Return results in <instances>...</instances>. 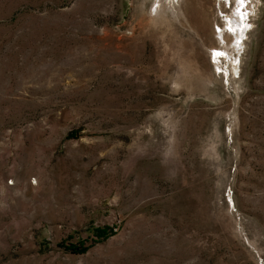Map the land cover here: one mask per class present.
<instances>
[{"label":"rangeland","instance_id":"rangeland-1","mask_svg":"<svg viewBox=\"0 0 264 264\" xmlns=\"http://www.w3.org/2000/svg\"><path fill=\"white\" fill-rule=\"evenodd\" d=\"M227 1L0 0V264H264V0L235 50Z\"/></svg>","mask_w":264,"mask_h":264},{"label":"bare ground","instance_id":"bare-ground-1","mask_svg":"<svg viewBox=\"0 0 264 264\" xmlns=\"http://www.w3.org/2000/svg\"><path fill=\"white\" fill-rule=\"evenodd\" d=\"M215 1V5L217 4L218 5V10H220L224 5H226L228 3L227 0H214ZM243 6H244V0H243V3H238L237 4V11H235V14L232 16V18L229 20L231 23H230V27L228 29H220V31L218 32V37L221 39V40H225L227 39L226 36H233L235 37L237 40H239L238 38L240 36H243L244 35V32L246 31V29L248 28L247 27V22H246V17L247 15L245 14L244 12V9H243ZM216 33V32H215ZM235 44H232L230 46H232V48L235 50L237 49V46H240V40L239 41H236L235 40ZM213 49L216 51H220L222 50V48H214ZM239 49V48H238ZM215 51H214V54H215ZM215 58H217V56L215 55Z\"/></svg>","mask_w":264,"mask_h":264},{"label":"trees","instance_id":"trees-1","mask_svg":"<svg viewBox=\"0 0 264 264\" xmlns=\"http://www.w3.org/2000/svg\"><path fill=\"white\" fill-rule=\"evenodd\" d=\"M96 235L98 237H106L109 233V230L106 228H102V229H96ZM62 243L61 247H64L65 249L73 252V253H84L87 251L88 247H85L83 243L80 244H70V245H66Z\"/></svg>","mask_w":264,"mask_h":264},{"label":"snow or ice","instance_id":"snow-or-ice-1","mask_svg":"<svg viewBox=\"0 0 264 264\" xmlns=\"http://www.w3.org/2000/svg\"><path fill=\"white\" fill-rule=\"evenodd\" d=\"M238 3H241L242 4L243 3V0H238Z\"/></svg>","mask_w":264,"mask_h":264}]
</instances>
